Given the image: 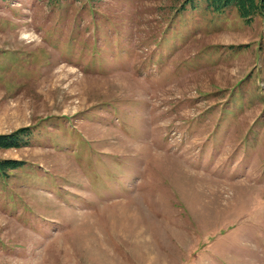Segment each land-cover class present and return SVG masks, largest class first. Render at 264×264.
Listing matches in <instances>:
<instances>
[{"label": "rangeland", "instance_id": "1", "mask_svg": "<svg viewBox=\"0 0 264 264\" xmlns=\"http://www.w3.org/2000/svg\"><path fill=\"white\" fill-rule=\"evenodd\" d=\"M240 1L0 0V264H264V8Z\"/></svg>", "mask_w": 264, "mask_h": 264}, {"label": "trees", "instance_id": "2", "mask_svg": "<svg viewBox=\"0 0 264 264\" xmlns=\"http://www.w3.org/2000/svg\"><path fill=\"white\" fill-rule=\"evenodd\" d=\"M210 1V5L216 9H219V8H222V7H228L234 3L236 4H240V0H209ZM258 3V2H257ZM258 5H260L261 7L264 8V0H260V2L258 3ZM24 130H19L18 133H16V135L20 132H23ZM12 137V136H10ZM9 137H5V136H0V142L4 140V144H8V141L5 140V139H8ZM18 140L19 139H15L13 142H12V138L9 139L10 143H18ZM3 143V142H2ZM5 165L1 164L0 163V169L3 168Z\"/></svg>", "mask_w": 264, "mask_h": 264}]
</instances>
